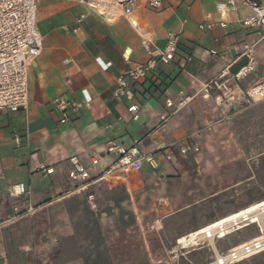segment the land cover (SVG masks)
<instances>
[{
    "label": "crops",
    "instance_id": "0c3cea01",
    "mask_svg": "<svg viewBox=\"0 0 264 264\" xmlns=\"http://www.w3.org/2000/svg\"><path fill=\"white\" fill-rule=\"evenodd\" d=\"M126 1L41 0L38 5L43 49L28 70V105L17 113L0 112V264H12L16 253L28 255L27 244L13 246L14 228L27 230L49 210L67 212L75 200L101 213L119 212L114 221L97 223L101 237L104 228L122 235L143 229L141 199L171 176L194 118L207 123L215 102L239 97L264 78V40L238 27L252 15L243 0H234L236 11L225 14L219 7L229 0H163L159 9H151L148 0ZM169 34L181 36L174 61L158 63L147 78L133 84L132 100L115 98L118 78L149 61L143 40L164 49ZM256 42V64L241 74L251 65L244 48ZM210 82L222 87L203 100L198 92ZM182 95L193 96L191 107L163 120L166 101ZM59 98L80 106L69 111L65 123L54 103ZM132 106L138 107L136 117L129 112ZM134 146L152 160H145L139 171L104 176ZM165 154H171V162ZM73 158L89 172V180H71ZM52 218L58 225L52 238L57 249L65 239L74 243L75 232L64 231L70 222ZM145 251V264H150Z\"/></svg>",
    "mask_w": 264,
    "mask_h": 264
},
{
    "label": "rangeland",
    "instance_id": "374dc122",
    "mask_svg": "<svg viewBox=\"0 0 264 264\" xmlns=\"http://www.w3.org/2000/svg\"><path fill=\"white\" fill-rule=\"evenodd\" d=\"M108 1L118 0H99V5ZM206 116L207 123L194 118L185 141L188 151L177 150L171 176L141 199L143 229L122 235L104 228L101 237L97 223L114 221L119 212L101 213L75 200L67 212L46 211L38 224L34 219L27 230L11 231L13 246L29 248L27 256L13 254L12 264H145L146 249L150 264H216L218 254L263 237L259 225L248 224L216 238V250L207 240L181 246L201 229L264 201V100L224 98ZM52 217L70 222L64 231L75 232L74 243L65 239L57 249L52 238L58 225ZM233 264H264V250Z\"/></svg>",
    "mask_w": 264,
    "mask_h": 264
},
{
    "label": "built area",
    "instance_id": "2783aa9c",
    "mask_svg": "<svg viewBox=\"0 0 264 264\" xmlns=\"http://www.w3.org/2000/svg\"><path fill=\"white\" fill-rule=\"evenodd\" d=\"M41 0H0V112L17 113L25 110L29 102L28 91V70L30 64L41 54L43 49V38L37 29V10ZM131 3V0H127ZM245 6L249 7L252 15L243 19L238 23V27L246 30H252L260 36V41L264 40V4L255 0H243ZM163 0H148V6L151 9H159L162 7ZM219 10L222 14L227 11L235 12L236 3L229 0L228 5H221ZM132 8L128 7L125 11L126 15H131ZM83 21V16L78 20V24ZM136 26V22H131ZM210 28L211 26H207ZM201 29L204 26L200 27ZM78 28L73 30L77 32ZM181 41V36L177 34H169L167 37V45L164 49H159L151 44L148 40H143V46L149 55V61L146 64L137 65L134 69L127 71L123 76L118 78L114 90V96L118 100L126 98L133 99V84L139 80L147 78L158 63L167 65L174 61L175 53ZM259 42L246 45L243 55L250 62V66L243 68L241 74L249 73L256 64L255 52ZM216 55L215 51L211 52ZM238 78V76H237ZM215 82L203 85L198 94H201L203 100H210L212 91L215 88H221ZM227 89V87H225ZM237 95L232 94L226 98L234 100ZM239 97H243L250 103L264 100V78L252 85L246 90L239 93ZM193 96L182 95L177 101L167 100L165 107L167 113L162 117L167 120L170 116H174L186 108L192 101ZM61 112V123L68 120V113L77 110L80 106L77 103L59 98L54 101ZM132 115H137L138 107L129 108ZM116 148H108L109 152H113ZM180 154H186L188 148L185 144L178 148ZM151 157V156H150ZM165 159L172 161L171 154H165ZM152 159L144 155L137 146H134L127 152H122L115 165L104 172V176L113 173L127 174L132 171H139L143 168V162ZM74 171L70 174L71 180L86 181L90 179L89 172L78 163L76 158L72 159ZM97 164L96 161L93 162ZM19 211V208H15ZM29 208L26 213H30Z\"/></svg>",
    "mask_w": 264,
    "mask_h": 264
},
{
    "label": "bare ground",
    "instance_id": "6f19581e",
    "mask_svg": "<svg viewBox=\"0 0 264 264\" xmlns=\"http://www.w3.org/2000/svg\"><path fill=\"white\" fill-rule=\"evenodd\" d=\"M248 224L259 225L264 233V201L256 205H252L251 207H248L247 209L242 210L234 215H229L227 218L218 220L217 222L201 229L200 231L192 234L190 238L184 241L183 245L181 246H185L184 244L188 243L197 244V242L207 240L216 250V238H220L221 240V238H224L227 234H230V230L234 228H242ZM263 250L264 236H259V238L255 239L253 243H247L239 246L233 250H230V252L226 255L218 254L216 264H233L240 262L252 254H256Z\"/></svg>",
    "mask_w": 264,
    "mask_h": 264
}]
</instances>
